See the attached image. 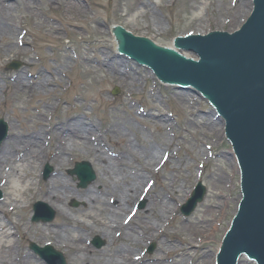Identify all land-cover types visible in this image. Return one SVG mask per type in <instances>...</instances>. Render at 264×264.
Returning <instances> with one entry per match:
<instances>
[{"label":"rangeland","instance_id":"374dc122","mask_svg":"<svg viewBox=\"0 0 264 264\" xmlns=\"http://www.w3.org/2000/svg\"><path fill=\"white\" fill-rule=\"evenodd\" d=\"M15 1L16 5L20 7L15 5L16 9L13 15L19 17L21 28L24 29L21 31L25 33L22 40L26 42L23 46L27 52L18 54L11 52L5 56L0 55V87L2 88V85L5 84L4 81L8 85L11 82V77L21 71L26 73L27 78H34L40 72L50 76L49 71L56 66H61L64 69L63 72L58 71L54 75V84L47 86L49 91L52 90L49 95H46L44 90H35L30 94L10 96L9 87L3 91L0 89V118L7 124V134L9 122L16 126L20 124L19 130L27 122H30L28 125L34 124V117L39 116L40 107L45 101H50L55 105L46 115V119L51 122L57 118L80 117L85 121L92 120L98 128L104 130L106 120L112 116L127 119L123 130L128 132L136 147L141 148L148 143L157 146L164 142L166 145H170V150L173 151L170 162L167 161L158 173L148 174L147 181H145L147 185L153 186L156 191H159L161 189L159 182L163 180L164 176H168L176 178V185L181 187L183 194L175 196L173 200L175 213L172 215L171 221L174 220L172 223L175 224V227L180 226L181 223L183 226H192L190 231L184 230V228L183 231H178L179 235L176 238H183L184 243L193 244L192 248L197 256L192 257L194 263L198 262V257L204 250L215 254L240 199L239 170L231 146L223 133V120L218 119L217 122L214 119L215 114L213 115L212 112L214 109L206 100L192 91L176 90L163 96L159 91L160 87L166 88L167 85L158 82L148 69L140 67L132 61H128V63L132 68L131 72L135 73L138 83L124 85L111 73L98 67L88 71V65L96 63L94 61L81 62L79 55L94 54V57L101 59V52L107 56L108 51L115 50L110 23H121V26L132 33L149 36L156 43L164 44V46L172 45V37L177 34L195 30L205 33L209 28L234 30L242 24L243 19L247 18L252 8V0L248 5L244 4L240 11H238V0H77L82 6L83 12L79 13L78 18H74L75 22L67 19L71 13L63 8L61 2L55 4L47 0H32L34 4L28 10L25 9L27 5L22 0ZM140 3L145 5L144 9ZM36 14L38 17H34ZM233 16H235L234 19ZM153 18L159 21L158 29L154 26ZM43 20L59 23L66 33L64 35L61 33V38L55 39L52 38L51 33H49L50 35L46 34V27L37 30L35 24L43 22ZM3 44L0 40V47ZM11 61H19L20 64L17 68H7L6 64ZM115 87L118 88V93L114 95L111 91ZM182 98H184L183 101H179ZM191 108L195 111V119L187 116ZM157 115L166 118V123L164 127L162 126L165 130L151 122ZM210 117L215 120V133L211 132L210 127L203 125ZM189 118L193 120V123L188 121ZM82 160L88 161L95 172V179L86 187L101 176L99 165L92 158L75 151L69 159V164L62 170L63 175L72 182L74 189L86 187H78V181L67 170L73 167L75 161ZM139 162L141 163L142 160ZM139 162L134 161L133 166H137ZM171 164L176 167L181 165L179 177L177 172L170 170ZM46 165L51 167L47 178L55 171L56 166L49 162L38 166L33 173L35 184L47 179L43 177ZM214 172L222 173L223 177L220 187L216 189L213 188L209 179ZM197 182H200L206 189L204 198L189 215H183L180 208L190 197ZM0 191L1 202L3 190L0 189ZM212 194L213 196L209 197ZM38 200L30 199L25 211L16 212L12 220L17 221L21 216H25L26 220L33 224L44 225L52 222L55 219V210L44 202H42L44 209H49L54 213L53 219L48 222L31 220L32 205ZM219 202H222L224 206L222 210L224 215L221 216L218 231L205 239L203 246L198 248L195 241L202 235L196 234V236L191 233L192 229L197 227L196 220L201 218V211L205 205L218 204ZM146 205L147 199L143 201L140 198L134 205V209L143 210ZM82 206L83 202L75 197L66 201L67 212L72 216L75 215L70 211L77 210ZM0 218L5 221L2 213H0ZM79 219L91 222L90 219L82 216ZM174 226L167 227L168 232L175 231ZM14 237L22 246L20 243L22 237L20 235H14ZM94 237H98L102 243L101 246H94L92 243ZM88 241L94 249H101L106 245V240L100 235H92ZM30 242L36 243L31 239H25L24 249L33 253L36 259L48 264L29 248ZM158 243L159 241L147 239L143 244L136 246L133 251L136 254L148 256L157 251ZM152 244L154 245L153 249L149 252L148 247ZM51 246L60 251L66 264H69L65 251Z\"/></svg>","mask_w":264,"mask_h":264},{"label":"bare ground","instance_id":"6f19581e","mask_svg":"<svg viewBox=\"0 0 264 264\" xmlns=\"http://www.w3.org/2000/svg\"><path fill=\"white\" fill-rule=\"evenodd\" d=\"M22 1L28 10L34 4L32 0ZM47 1L55 4L61 2L63 8L71 13L67 17L69 21L75 22L74 18L83 12L77 0ZM238 1L240 11L250 0ZM15 5V0H0V40L4 43L0 47V55L27 52L23 46L26 42L21 39L25 34L21 30L24 29L21 28L19 17L13 15ZM140 6L145 8L142 3ZM34 17H38L37 14ZM153 23L158 29L159 21L153 18ZM35 26L37 30L46 27V34L51 33L55 39H60L66 33L59 23L48 20L36 23ZM114 45L116 47V43ZM123 57L125 66L124 63L116 66L117 70H122L120 75L115 74L112 66L101 67L96 62L95 65H88V71L98 67L111 73L124 85L137 84L138 79L128 63L130 60ZM101 59H106L102 52ZM63 69L56 66L49 71L50 76L40 72L34 78H27L26 73L21 71L11 77L8 85L4 81L0 89L3 91L9 87L10 96L30 94L35 90H44L49 95L52 90L49 91L47 86L54 84V75L58 71L63 72ZM54 106L52 102L45 101L40 107L39 116L34 117L35 123L28 125L30 122H27L23 128L20 127L21 130L20 124L16 126L9 122V132L0 144V189L3 190L0 213L5 219L0 218V264H45L24 249L25 239L35 241L39 246L50 244L64 250L69 264H214V254L205 250L198 257V262L194 263L192 257L196 255L193 244L184 243L183 238H176L178 231H183V228L190 231L192 226H183L181 223L175 227L172 223L174 220L171 221L175 213L173 200L175 196L183 194L181 187L176 185V178L164 176L159 182V191L146 183L148 174L157 172L161 163L163 167L167 161L170 162L173 155L170 145L161 142L157 146L148 143L144 147H136L128 132L123 130L127 119L119 116L108 118L104 130L98 128L92 120L85 121L80 117L57 118L51 122L46 119V115ZM212 112L214 115V110ZM187 116L195 119V111L191 108ZM188 121L193 123L190 118ZM151 122L165 130V117L157 115ZM203 125L215 133L213 118H208ZM75 151L92 158L101 172L94 183L82 189H74L70 179L62 173ZM134 161L139 162L137 166H133ZM45 162L54 164L56 169L49 178L35 184L33 173ZM170 170L177 172L178 177L181 175L180 164L177 167L171 164ZM222 178V173L214 172L210 175L214 189L220 187ZM72 197L83 202L81 208L70 211L78 217L67 212L66 201ZM140 197L143 201L147 199V205L143 210L133 211V205ZM32 198L39 199L55 210L52 222L33 224L25 216L17 221L12 220L16 212L25 211ZM223 207L222 202L203 207L201 218L196 220L197 227L191 231L194 235H202L195 241L198 248L203 246L205 239L218 231L221 216L224 215ZM80 216L91 222L79 219ZM169 226H174L175 231L168 232ZM14 235L22 237V246ZM92 235H100L106 240V245L94 249L88 241ZM147 239L159 241L157 251L148 256L136 254L133 251L135 247Z\"/></svg>","mask_w":264,"mask_h":264},{"label":"water","instance_id":"95a60500","mask_svg":"<svg viewBox=\"0 0 264 264\" xmlns=\"http://www.w3.org/2000/svg\"><path fill=\"white\" fill-rule=\"evenodd\" d=\"M248 15L240 29L232 33L214 31L205 36L177 37L175 46L192 51L199 57L198 61L159 47L145 37L133 36L120 26L114 30L120 52L148 65L163 81L185 88L192 85L216 106L226 121L225 132L234 146L241 171L242 197L223 238L217 264H236L241 254L256 264H264V0H253V10ZM116 24L121 25L110 23L111 28ZM211 30L219 28L208 29ZM79 58L81 62L94 61L101 67L112 66L116 75L122 74L116 66L122 63L125 66L122 56L116 55V49L108 51L106 59L94 54H80ZM176 90L179 89L167 85L159 91L165 96ZM214 119L218 122L222 118L216 114ZM0 131L1 140L5 132L2 120ZM49 170L46 169V176ZM76 172L81 186L94 178L87 166L79 167ZM203 194L204 188L199 184L183 211L190 213ZM61 264H64L62 258ZM239 264L253 263L241 256Z\"/></svg>","mask_w":264,"mask_h":264}]
</instances>
